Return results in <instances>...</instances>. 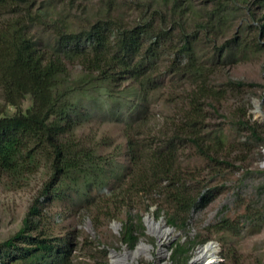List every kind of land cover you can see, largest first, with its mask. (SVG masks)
I'll list each match as a JSON object with an SVG mask.
<instances>
[{
	"label": "rangeland",
	"instance_id": "374dc122",
	"mask_svg": "<svg viewBox=\"0 0 264 264\" xmlns=\"http://www.w3.org/2000/svg\"><path fill=\"white\" fill-rule=\"evenodd\" d=\"M29 1L47 8L45 16L64 18L76 30L102 12L101 1L109 0ZM112 3L114 16L123 23L132 25L154 18L156 25L168 15L172 1ZM175 5L177 16L178 6L188 5L186 15L172 18L176 19L172 26L183 25L192 36L190 60L204 67L210 95L199 99L202 140L211 147L214 161L210 163L198 155L186 136L179 133L191 92L200 83L177 74L159 81L143 101L130 82L114 88L113 95L108 96L97 88L99 85L87 80L76 61L72 62L67 68L84 112L75 134L86 145L98 143L101 152L120 155L115 160L122 164L125 139L121 131L130 116L126 107L131 102H145V109L139 111L145 118L144 126L133 135L143 163L146 164L152 149L162 147L166 137H173L178 169L186 179H193L190 189L207 200L189 213L179 230L167 226L164 213L157 216L156 206H149L163 200L162 195L154 192L131 195L128 206L122 209L98 201L88 208L64 202L45 204L42 214L46 227L56 235H65L67 245L73 247V264H171L170 249L175 243L198 240L203 242L192 249L187 264H209V259L214 260L212 264H264V35L259 31L264 22V4L259 0H177ZM217 5H221L220 14L215 13ZM154 10L158 11L156 15ZM205 22L209 23L207 29ZM31 33L40 47L53 48V36L41 27H35ZM168 45L159 48V72L166 66L176 72L188 63V57L178 52L176 29ZM30 103L26 97L22 109ZM3 105L0 92V108ZM246 121L255 126L258 138L246 129ZM213 140L221 143L214 146ZM34 166L18 177L8 173L0 177V242L18 231L28 208L40 199L47 177L46 162L37 158ZM196 181L200 182L199 189L194 185ZM106 207L113 217L103 215ZM127 218L138 236L133 248L120 241L122 224Z\"/></svg>",
	"mask_w": 264,
	"mask_h": 264
},
{
	"label": "trees",
	"instance_id": "16d2710c",
	"mask_svg": "<svg viewBox=\"0 0 264 264\" xmlns=\"http://www.w3.org/2000/svg\"><path fill=\"white\" fill-rule=\"evenodd\" d=\"M161 1L172 3L168 19L163 17L156 25L154 18L132 25L123 23L114 16L115 7L109 0L101 1L102 12L74 30L64 18L45 16L47 8L43 5L29 0H0V92L4 100L0 108V177L30 172L37 158L45 160L47 170L41 200L35 199L28 208L18 231L0 242V264H73V247L67 245L65 235H56L46 227L42 214L45 204L64 202L88 208L98 201L122 209L128 206L131 195L154 192L162 195L163 200L149 206H156V215L163 212L167 226L178 230L194 208L204 205L207 198L196 190L193 192L190 189L193 179H186L178 169L173 137H166L162 147L152 149L146 156V164L143 163L133 135L144 126L145 118L139 111L145 109V102H131L126 107L130 116L121 131L125 139L122 164L115 160L120 155L101 152L98 143L86 145L75 134L84 112L67 68L72 62L76 61L87 80L99 85L97 88L108 96L113 95L114 88L130 82L143 101L159 81L177 74L200 83L191 92L179 133L186 136L198 155L210 163L214 161L211 147L202 140L199 99L210 95L204 67L190 60L192 36L183 25L172 26L176 20L172 18L177 16L174 11L177 0ZM259 3L264 4V0ZM220 6L214 9L215 13H221ZM187 10L188 5L178 6L177 17L182 18ZM156 12L152 11L154 15ZM160 23L166 27L161 28ZM208 24L205 22V29ZM35 27L53 36L52 49L40 47L33 38L31 32ZM175 29L178 52L188 57V63L176 69L177 73L170 66L159 72V48L170 43ZM259 31L264 35V22L260 23ZM26 97L31 103L22 109ZM245 127L252 137L258 138L253 124L246 121ZM219 143L212 141L214 146ZM196 182L199 184L194 185L199 189L200 182ZM107 210L106 207L103 215L113 217ZM122 226L120 241L133 248L138 236L131 219L127 218ZM202 242L175 243L170 249V263L187 264L192 249Z\"/></svg>",
	"mask_w": 264,
	"mask_h": 264
},
{
	"label": "bare ground",
	"instance_id": "6f19581e",
	"mask_svg": "<svg viewBox=\"0 0 264 264\" xmlns=\"http://www.w3.org/2000/svg\"><path fill=\"white\" fill-rule=\"evenodd\" d=\"M158 235H159V234H158ZM208 250H209V249H208ZM208 250H207V251H208ZM201 253H203V250L201 251ZM215 262H216V260H215ZM207 263L212 264V263H214V260L209 259Z\"/></svg>",
	"mask_w": 264,
	"mask_h": 264
}]
</instances>
